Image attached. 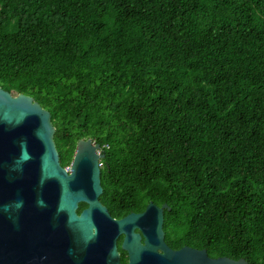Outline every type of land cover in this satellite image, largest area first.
I'll use <instances>...</instances> for the list:
<instances>
[{"label":"trees","instance_id":"1","mask_svg":"<svg viewBox=\"0 0 264 264\" xmlns=\"http://www.w3.org/2000/svg\"><path fill=\"white\" fill-rule=\"evenodd\" d=\"M0 86L60 167L100 145L111 217L164 203L169 247L264 264V0H0Z\"/></svg>","mask_w":264,"mask_h":264},{"label":"water","instance_id":"2","mask_svg":"<svg viewBox=\"0 0 264 264\" xmlns=\"http://www.w3.org/2000/svg\"><path fill=\"white\" fill-rule=\"evenodd\" d=\"M53 135L48 112L0 86V264H122L118 237L126 264H247L204 248L169 247L164 203L111 217L98 201L100 145L78 139L62 168Z\"/></svg>","mask_w":264,"mask_h":264},{"label":"flooded vegetation","instance_id":"3","mask_svg":"<svg viewBox=\"0 0 264 264\" xmlns=\"http://www.w3.org/2000/svg\"><path fill=\"white\" fill-rule=\"evenodd\" d=\"M92 143H94V142H92ZM102 166V165H101ZM101 166L99 167V169H100V171H101ZM146 204V203H145ZM156 206H158V205H156ZM77 207V206H76ZM144 207V206H143ZM82 208V207H81ZM143 209V208H142ZM141 209V210H142ZM141 210H138V211H141ZM138 211H132V212H138ZM120 239H121V237H118L117 239H116V248H117V251H118V254H119V261H120V263H122V264H126V261H127V256H126V252L124 251V250H122L119 246H120ZM125 256V259H124V261H122V256Z\"/></svg>","mask_w":264,"mask_h":264},{"label":"built area","instance_id":"4","mask_svg":"<svg viewBox=\"0 0 264 264\" xmlns=\"http://www.w3.org/2000/svg\"><path fill=\"white\" fill-rule=\"evenodd\" d=\"M99 150H96V153H98L99 154ZM101 166V163H100V159L98 160V167H100Z\"/></svg>","mask_w":264,"mask_h":264},{"label":"clouds","instance_id":"5","mask_svg":"<svg viewBox=\"0 0 264 264\" xmlns=\"http://www.w3.org/2000/svg\"><path fill=\"white\" fill-rule=\"evenodd\" d=\"M101 160V159H100Z\"/></svg>","mask_w":264,"mask_h":264}]
</instances>
